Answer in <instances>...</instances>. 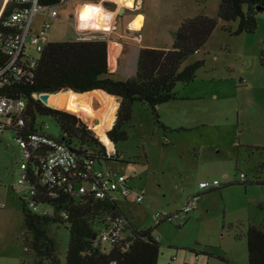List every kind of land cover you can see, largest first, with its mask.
Masks as SVG:
<instances>
[{
	"label": "rangeland",
	"instance_id": "374dc122",
	"mask_svg": "<svg viewBox=\"0 0 264 264\" xmlns=\"http://www.w3.org/2000/svg\"><path fill=\"white\" fill-rule=\"evenodd\" d=\"M100 3L66 0L57 5L59 15L52 21L49 40L105 38L109 50L121 43L117 54L121 66L114 77L128 80L137 74L143 48L141 42L121 37L134 36V31L127 29L129 13L115 21L118 33L77 28L83 6ZM219 4V0H145L142 11L147 23L141 39L144 35L145 43L172 47L185 19L216 17ZM116 10L115 3L108 11ZM46 13L37 14L34 28L40 27ZM257 21L254 33L239 35L223 30L220 21L205 47L189 61L205 60L196 79L188 86L178 84L179 99L158 108L160 121L167 128L157 122L147 104L136 102L127 128L129 138L115 144L119 159L102 164L125 174L134 189L145 190L143 203L122 199L119 204L135 229H153L161 244L158 264H248V229L255 225L264 231V11ZM230 26L236 29V23ZM92 105L103 113L102 103L96 100ZM119 106L105 131L106 141L95 131L100 125L98 117L64 105L54 108L80 117L109 144L107 132L116 121ZM38 124L44 130L48 126L47 132L55 138L63 135L52 117H39ZM16 138L17 133L8 129L0 141V264H35L24 237L22 211L28 187L19 183L23 154ZM215 179L219 189L200 187V182L212 184ZM192 197H197L196 206L181 222L157 225L153 218L157 212L179 209ZM39 208L53 211L44 204ZM96 228L100 231L103 226ZM51 235L64 263L69 230L53 226Z\"/></svg>",
	"mask_w": 264,
	"mask_h": 264
},
{
	"label": "trees",
	"instance_id": "16d2710c",
	"mask_svg": "<svg viewBox=\"0 0 264 264\" xmlns=\"http://www.w3.org/2000/svg\"><path fill=\"white\" fill-rule=\"evenodd\" d=\"M61 1L42 0V4L58 5ZM219 1L216 17L200 15L185 19L171 48H142L135 77L115 79L110 70L109 44L105 38L49 42L39 54L32 75L10 79L0 88V96L25 100L24 131H39L38 118L52 117L62 130L61 139L64 138L81 160L91 158L99 165L116 161L118 155L113 160L108 159L105 146L80 117L45 105L34 95L67 90L83 94L102 90L118 98L120 106L116 121L107 132L115 144L129 138L127 128L133 119L136 102L147 104L157 122L166 129L160 121L158 108L179 99L176 92L178 84L188 86L196 79L205 60L189 61L205 47L220 21L223 30L236 35L254 33L258 28L257 15L264 11V0ZM232 23H236L234 31L230 26ZM8 59L3 42H0V69ZM261 60L264 63V46ZM15 132L20 133L19 130ZM34 169H38L39 174L31 176L28 182L39 190L35 199L38 204L53 210L52 215L35 213L24 200V237L27 249L35 256V264H158L161 244L154 237L153 229L137 230L129 222L122 230L123 240L119 243L107 244L100 240L96 226H104L107 216H123L118 202L98 199L92 194L73 195L62 187L51 191L41 185L40 163L33 156L28 172L32 174ZM57 225L65 226L70 235L64 263L58 254L57 240L51 235L52 227ZM247 244L248 264H264V231L255 225L250 226Z\"/></svg>",
	"mask_w": 264,
	"mask_h": 264
},
{
	"label": "built area",
	"instance_id": "2783aa9c",
	"mask_svg": "<svg viewBox=\"0 0 264 264\" xmlns=\"http://www.w3.org/2000/svg\"><path fill=\"white\" fill-rule=\"evenodd\" d=\"M66 0H62L64 2ZM104 0L102 7L106 12L108 7ZM141 0H134L133 8H141ZM60 3V4H61ZM59 5V4H58ZM57 5H43L42 0H8L0 13V42H3L4 49L8 54L7 64L0 69V88L9 83L10 79H20L26 75H32L36 68L39 54L49 43V30L52 21L58 17ZM38 29L34 28L37 14L46 12ZM132 22V21H131ZM130 22V23H131ZM104 25L103 21L101 22ZM129 23V24H130ZM79 23L77 24L78 28ZM111 32L117 30V24L111 22ZM78 30H81L78 28ZM132 31L133 30H129ZM140 31V29H139ZM137 32V31H134ZM135 41L141 39V35L133 36ZM198 53V52H196ZM40 94H35L40 98ZM26 102L23 99H12L0 96V141L4 132L8 129L20 131L16 141L19 144L23 160L21 162V174L19 183L26 185L28 189L29 208L38 214L52 215L53 211H42L36 201L39 190L30 185L28 180L33 175H38L39 170L34 169L33 173L28 172V165L33 158L40 163L41 185L54 191L61 187L73 195L92 194L98 199L119 202L122 199L135 198L138 203L145 200L144 189H134L129 178L109 167H102L91 158L80 159L61 138H55L47 130L48 126L40 127L39 131L26 132ZM22 132V133H21ZM102 141V139H100ZM111 141V140H110ZM106 149L108 159H115L118 155L113 141H102ZM245 177V175H242ZM210 186L219 187L220 183L215 180L212 184L206 181L200 183L201 188ZM198 197V196H197ZM197 197L189 199L178 211H159L153 218L158 224L162 221H178L189 215L196 206ZM65 216V213H63ZM130 221L122 216H107L105 225L99 231V238L103 243L116 244L123 240L122 230Z\"/></svg>",
	"mask_w": 264,
	"mask_h": 264
},
{
	"label": "bare ground",
	"instance_id": "6f19581e",
	"mask_svg": "<svg viewBox=\"0 0 264 264\" xmlns=\"http://www.w3.org/2000/svg\"><path fill=\"white\" fill-rule=\"evenodd\" d=\"M79 21V20H78ZM101 19L97 18L93 20V24L99 25V27H89L81 30H105V25L101 24ZM79 23V22H78ZM99 101L103 105V113H98L96 109H94L92 102ZM49 105L53 107H60L64 105L69 110H84L90 116H96L99 118L100 122L98 126L95 127V131L101 136V138L106 141L107 136L105 131L111 125L113 121V114L117 109V103L113 97H110L109 94L102 92V90H94L91 92L78 94L71 90H67L61 93L53 94L49 98ZM62 104V105H61ZM58 109V108H57Z\"/></svg>",
	"mask_w": 264,
	"mask_h": 264
},
{
	"label": "crops",
	"instance_id": "0c3cea01",
	"mask_svg": "<svg viewBox=\"0 0 264 264\" xmlns=\"http://www.w3.org/2000/svg\"><path fill=\"white\" fill-rule=\"evenodd\" d=\"M140 3H141V8L140 9H138L137 7H135V8H131V9H129V8H126V7H124L125 8V14H123V15H121L120 14V12H119V17L117 18V17H115L114 18V20H113V24L115 23V21H118L119 20V18L121 17V16H126L127 15V13H129V16H128V18H129V20H128V22H127V29H128V25H129V23H130V21H133V20H135L136 19V17H138V16H143V21H142V27L140 28V31H137V32H134L133 34H134V36H139V35H141V33L140 32H142V31H144V29H145V27H146V23H147V17H146V14H145V11H142V7L143 6H145V0H141L140 1ZM115 3L113 2V1H108V2H105V6L106 7H108V9L110 10L111 8H112V5H114ZM210 17H212V16H210ZM79 20V19H78ZM117 23V22H116ZM102 31V30H101ZM109 33H118V27H117V30L115 31V30H113V31H111V32H109ZM142 36V35H141ZM121 37L122 38H125V39H128V40H132L133 39V36H127L126 34L125 35H121ZM134 40V39H133ZM142 39H140L138 42H141V46L143 47V48H145V47H147V48H160V49H169V48H171V47H169V45H166V46H158V45H153V44H151V43H145V37H144V35H143V40L141 41ZM135 41V40H134ZM49 42H51L50 40H49ZM120 49H121V43H119L118 42V45L116 46V47H113V49H110L109 50V60H110V70L115 74V72L117 71V70H119V67L121 66V62L119 61V59H118V56H117V54H118V52L120 51ZM134 57H129L128 59H129V62H132V59H133ZM118 68V69H117ZM102 92H104V91H102ZM104 93H106V92H104ZM110 97H113L117 102H118V106L120 105V103H119V100H118V98H116V97H114V96H111L110 95ZM115 101V102H116ZM116 102V103H117ZM115 116V115H114ZM111 128V127H110ZM215 180H217V179H215ZM203 182V181H202ZM201 183V182H200ZM131 185V184H130ZM132 186V185H131ZM130 199H134L135 200V198L134 197H131V198H129V199H125V200H130ZM121 201V200H120ZM120 201L118 202V206H119V208L121 209V211H122V214L124 215V213H123V209H122V207L120 206ZM182 207H179V209H176V210H170V212H175V211H178V210H180ZM125 217V216H124Z\"/></svg>",
	"mask_w": 264,
	"mask_h": 264
},
{
	"label": "clouds",
	"instance_id": "9594fccd",
	"mask_svg": "<svg viewBox=\"0 0 264 264\" xmlns=\"http://www.w3.org/2000/svg\"><path fill=\"white\" fill-rule=\"evenodd\" d=\"M104 0H101L100 5L85 4L79 13V25L78 28L85 29L89 27H99L97 24L91 23L93 20L99 18L104 22L105 30L110 31L112 26L111 22L115 16L119 14L121 8H133L134 0H113L117 4L116 12H106L102 7ZM139 5H137L138 7ZM143 16L136 17L129 25V30L139 31L142 27Z\"/></svg>",
	"mask_w": 264,
	"mask_h": 264
},
{
	"label": "water",
	"instance_id": "95a60500",
	"mask_svg": "<svg viewBox=\"0 0 264 264\" xmlns=\"http://www.w3.org/2000/svg\"><path fill=\"white\" fill-rule=\"evenodd\" d=\"M7 1H8V0H0V13H1L2 9L4 8V6L6 5ZM125 11H126L125 8H122L120 14L123 15V14L125 13ZM71 91H72V90H71ZM73 92H74V91H73ZM52 95H53V94H51V93H43V94L40 95V98H39V99H40L41 102L44 103L45 105L51 106V105L48 104V102H49V98H50ZM99 122H100V121L97 119V120H96V123H99ZM91 133H92V134H96V132H95L93 129H91ZM62 140H64V138H62ZM94 239H96V237H94Z\"/></svg>",
	"mask_w": 264,
	"mask_h": 264
}]
</instances>
